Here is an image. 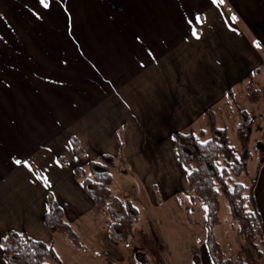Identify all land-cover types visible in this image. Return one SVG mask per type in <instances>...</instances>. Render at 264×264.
Instances as JSON below:
<instances>
[{
	"label": "crops",
	"instance_id": "1",
	"mask_svg": "<svg viewBox=\"0 0 264 264\" xmlns=\"http://www.w3.org/2000/svg\"><path fill=\"white\" fill-rule=\"evenodd\" d=\"M70 52L80 53L79 61L62 56ZM87 67L99 68L100 87L94 90L88 72L83 95L56 94L61 69ZM255 85L264 90V0H52L49 9L38 0H0V264H7L1 239L9 231L53 244L57 256V245H69L46 228L49 192L83 249L87 242L107 264L122 262L128 249L120 246L121 261L108 262V214L74 176L75 167L90 161L77 158L71 138L84 154L91 150V161L115 159L114 193L138 210L158 208L191 191L173 133L206 136L208 111L217 125L225 114L238 115V106L252 114L253 106L238 105L237 96L248 101ZM238 121L239 115L234 126ZM258 134L255 128L252 140L264 148ZM14 158L28 160L31 170ZM254 194L264 221V165ZM156 215L147 213L143 225L140 216L128 245L141 247L149 261L148 247L158 253ZM230 227L223 236L229 245L230 230L237 231ZM243 245L234 259L252 256ZM204 249L209 255L206 243ZM190 251L199 262L198 249Z\"/></svg>",
	"mask_w": 264,
	"mask_h": 264
},
{
	"label": "trees",
	"instance_id": "2",
	"mask_svg": "<svg viewBox=\"0 0 264 264\" xmlns=\"http://www.w3.org/2000/svg\"><path fill=\"white\" fill-rule=\"evenodd\" d=\"M247 98L252 104L261 100L258 90L252 86L248 90ZM237 110L239 153L228 142L227 129L217 125L213 111L207 112L210 138L203 140L193 132L173 133L175 150L187 170L191 187L188 194L193 203L198 201L206 207L205 243L213 264H247L243 259L233 260L229 257L215 235L216 227L222 223L221 197L229 205L234 227L241 239L253 250L258 260L264 258V221L254 194L257 175L264 165V148H258L254 156L251 142L255 133V118L244 108L238 106ZM118 140L122 147L123 141L119 134ZM71 143L78 155H85L76 138L72 137ZM58 159L62 164H67L63 157ZM254 159L257 161L256 175L246 185L237 179L248 173L250 162ZM114 166L113 157L101 156L99 160L89 162V171L83 167H75L74 176L92 200L107 211L112 239L119 245L128 246L140 213L135 205L113 192ZM44 221L51 234L65 235L76 247L84 248L80 238L65 219L64 206L51 192L48 195ZM1 245L7 264H62L52 246L26 233L9 231L1 239ZM139 262L149 264L145 256Z\"/></svg>",
	"mask_w": 264,
	"mask_h": 264
},
{
	"label": "rangeland",
	"instance_id": "3",
	"mask_svg": "<svg viewBox=\"0 0 264 264\" xmlns=\"http://www.w3.org/2000/svg\"><path fill=\"white\" fill-rule=\"evenodd\" d=\"M80 55H81L80 53H75V52L62 54L63 57H67L66 58L67 60L71 59L75 61H79ZM88 72L92 74L93 82H94L93 83L94 90L95 88L100 87L99 79H98L100 73L99 68H95V67H87L81 69L63 68L60 71V75H61L60 80L57 82L56 86H54L55 88H57L56 94L73 93V94L83 95L85 93L86 86H88L86 85V79H85V76L87 75ZM259 79H260L259 77H255L254 84L256 80L258 81ZM258 87L257 85L254 86L255 90H258L260 94L261 97L260 104L259 102L256 104H252L249 102V100L246 101L244 100L243 96L241 97L239 95L237 96V102L238 105L251 104L253 106L252 115L256 119L255 128H259V134L264 136V119L257 116L259 113L264 114V90H260L258 89ZM233 113L236 115L237 111L234 110ZM225 115L226 116L219 118L218 125L219 127L228 128V132H227L228 142L236 149L237 153H239L240 145L237 135V126H234L235 120L238 119V115H236L235 117L230 113ZM198 135L203 140L210 138L211 137L210 127L208 134L206 136L201 133H199ZM251 147L253 149L255 156V153L257 151L255 138L252 140ZM77 158L82 160L84 163L86 161L87 162L91 161V159H95L93 157V153L89 149L85 150V155L77 154ZM256 162H257L256 159L251 161L249 165L248 173H244L237 180L246 185H249L250 182L255 177L254 174L256 170ZM83 168H86L89 171V168L87 166ZM112 172H114V170H112ZM113 185H112V190L113 192H115L114 191L115 189H113ZM221 202H222V209H221L220 217L222 224L218 228L217 238L221 241L222 246L225 249V252L233 260L243 259L247 264H255V263L260 264V262L264 260V258L262 260H258L256 258L255 253L251 248L248 247V245H243V246L248 247L252 251L253 257L251 255L246 256L244 253H242V255H244L242 256L243 258L241 257L234 259L238 253L237 251L238 242H242V244H245V242L241 239L238 231L234 232L233 230L230 231H231V236L234 238V243H231L229 245L224 241L223 239L224 231L228 230L230 227V223L231 222L234 223V221L231 218L229 205L226 199L221 197ZM139 210L142 219V223H141L142 225L143 223H145L147 213L148 215H150L151 212L154 211L158 213V215H156V217L152 219L154 220V226L158 227L156 233L157 238H153L154 245L156 244L155 249L158 253L156 252L153 253L152 252L153 250L151 251L150 247L147 248L149 251L148 258L150 259L152 264H213L210 256L205 253L206 251L204 249L205 239H206V227H205L206 207L202 203L198 201L193 203L189 194L184 191L179 193L169 203L162 204L158 208H145L141 206ZM61 236L66 240V242L67 241L69 242V245L62 244V249L59 248V245H57L56 248L55 245V248L56 251L58 252V256L60 257L61 255H63V257L66 259L65 264H107L106 259L102 257V251L99 252L97 246L88 244L86 242L85 249H79L75 247L65 235H61ZM192 236L194 240L193 246L190 245V238H192ZM135 240H136V236H132L130 238V244H132V242H134ZM119 246L125 247L128 250L124 251L123 259H121L122 262H118L116 264H140L139 260L142 261V259L146 254V253L144 254V250H142L141 247L122 246L117 244L113 239H110L109 247H108L110 253L108 262L115 263L116 261L120 260L119 258L122 256L119 254L122 251ZM52 247H54L53 244ZM193 248L198 249L197 251L198 254H196L195 256H198L199 262H197V260L194 259L193 255L191 256L190 250H192ZM112 258L114 260H112ZM252 258H254L255 260H252ZM150 261L148 260L149 264Z\"/></svg>",
	"mask_w": 264,
	"mask_h": 264
},
{
	"label": "snow or ice",
	"instance_id": "4",
	"mask_svg": "<svg viewBox=\"0 0 264 264\" xmlns=\"http://www.w3.org/2000/svg\"><path fill=\"white\" fill-rule=\"evenodd\" d=\"M51 5H52V0H38V6L42 7L43 9H49L51 7ZM35 14L38 17L41 15L40 11H38V10H35ZM197 19H199V17H197ZM136 39L140 40L141 37L137 36ZM254 43H256L258 47L260 46L259 42L254 41ZM14 161H15L16 164H24L30 170L32 168V164H30L28 160H21V159L14 158ZM45 180H46V178H45Z\"/></svg>",
	"mask_w": 264,
	"mask_h": 264
},
{
	"label": "built area",
	"instance_id": "5",
	"mask_svg": "<svg viewBox=\"0 0 264 264\" xmlns=\"http://www.w3.org/2000/svg\"><path fill=\"white\" fill-rule=\"evenodd\" d=\"M111 244V243H110ZM112 260H114L113 258H112Z\"/></svg>",
	"mask_w": 264,
	"mask_h": 264
}]
</instances>
